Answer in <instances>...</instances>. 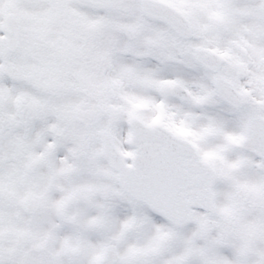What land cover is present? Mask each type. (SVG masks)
Masks as SVG:
<instances>
[{
	"label": "snow or ice",
	"instance_id": "obj_1",
	"mask_svg": "<svg viewBox=\"0 0 264 264\" xmlns=\"http://www.w3.org/2000/svg\"><path fill=\"white\" fill-rule=\"evenodd\" d=\"M0 264H264V0H0Z\"/></svg>",
	"mask_w": 264,
	"mask_h": 264
}]
</instances>
